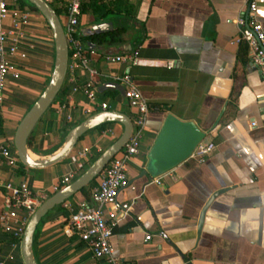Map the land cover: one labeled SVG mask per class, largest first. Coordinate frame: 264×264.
I'll return each instance as SVG.
<instances>
[{"label":"crops","instance_id":"obj_1","mask_svg":"<svg viewBox=\"0 0 264 264\" xmlns=\"http://www.w3.org/2000/svg\"><path fill=\"white\" fill-rule=\"evenodd\" d=\"M248 1L124 0L128 14L108 15L113 32L125 30L122 41L94 43L110 47L131 44L132 50L127 49L125 55L137 51L141 65L130 72L150 104L139 153L127 160L128 176L136 189L125 188L118 198L120 203H131L132 210L127 216L120 215L112 230L115 255L127 264H264V78L250 63L247 47L233 43L239 33L234 21ZM255 1L264 24V0ZM8 3L11 9L21 8L18 0ZM22 9L31 13L21 47L26 58L14 59L21 77L8 79L0 109V140L15 155L18 126L44 92L55 61L54 38L45 19L28 5ZM105 18L91 10L82 13L81 33ZM85 44L88 67L70 60L62 91L32 133L29 148L37 158L55 152L67 133L93 114L115 111L134 118L127 100L115 89L99 91L98 102H107L108 110L85 95L87 81L94 80L100 89L109 82L106 75L125 70V65L107 59L116 50H92ZM167 62L174 67L165 66ZM91 71L97 75L92 76ZM168 114L194 121L207 132L204 141L215 143L216 149L203 162L188 159L160 176L158 184L144 171ZM253 123L258 126L253 128ZM123 132L121 123L95 128L64 162L40 170L26 167L24 174L18 172L19 164L11 166L0 159V183L27 182L46 200L63 176L80 174ZM84 148L90 149V159L81 167L75 155ZM222 189L226 192L207 207L199 233L205 207ZM5 195L0 186V210ZM88 195L91 198V189L70 201H90ZM68 216L63 204L39 225L34 241L39 264H105L94 258L86 243L66 234ZM148 234L152 237L147 241ZM0 260L25 264L21 245L12 243L1 230Z\"/></svg>","mask_w":264,"mask_h":264},{"label":"built area","instance_id":"obj_2","mask_svg":"<svg viewBox=\"0 0 264 264\" xmlns=\"http://www.w3.org/2000/svg\"><path fill=\"white\" fill-rule=\"evenodd\" d=\"M46 1L52 2V0ZM83 2L84 0H66L67 22L64 30L70 58L87 68L89 62L85 56L87 46L83 42L79 29ZM257 8V2L249 0L245 9L234 21L239 33L233 43L247 47L250 63L264 78V24L258 18ZM30 19L29 10L11 9L8 0H0V109L5 101L8 79L21 77V70L14 59L18 56L26 58V54L21 53V47L27 36L25 25ZM107 59L110 62L125 65L122 73L109 74L105 77L109 82L117 83L125 89V99L134 112V131L124 148L123 155L121 157L117 155L102 171L97 184L92 186L90 201L82 200L74 204L69 200L64 203L69 214L65 228L67 235L76 236L90 247L96 260H103L105 264H127L121 256L115 255L111 241L112 230L119 216H127L132 210L131 203H120L118 198L123 189L128 187L136 189L131 185L128 176L127 160L139 153L147 128L150 104L130 72L133 67L141 65L139 53L134 51L128 55L109 56ZM174 65L173 62L165 63V66L169 68ZM91 73L92 76L97 75L95 71ZM83 91L90 102L98 104L103 110L110 108L107 102H98L99 92L94 80L87 81L83 86ZM257 126L256 123L252 124L253 128ZM215 149V143H206L203 140L196 147L190 159L203 162ZM90 152L89 148L79 150L75 155V161L83 167L89 162ZM0 159L11 166H17L19 162L18 156L12 152L10 145L1 140ZM76 175V172H71L63 176L53 186V191L57 192L71 183ZM155 182L161 184L160 178H155ZM0 186L6 190L4 208L0 210V230L9 236L12 243L21 245L31 216L46 197L34 191L27 182L19 184L6 182L0 183ZM151 237L148 234L146 240H150ZM0 264H5V262L0 260Z\"/></svg>","mask_w":264,"mask_h":264},{"label":"water","instance_id":"obj_3","mask_svg":"<svg viewBox=\"0 0 264 264\" xmlns=\"http://www.w3.org/2000/svg\"><path fill=\"white\" fill-rule=\"evenodd\" d=\"M26 1L38 10L35 11L45 19L52 32L55 44V61L53 72L44 92L18 126L14 138V146L19 162L27 168L34 170L55 166L71 157L79 141L89 131L110 123H121L124 126L123 135L112 146L95 158L87 170H83L80 174L76 175L71 183L46 199L31 216L21 242V252L25 264H39L34 253L35 235L39 225L52 210L72 199L77 193L90 186L99 178L105 167L123 151L129 142L134 131V125L133 120L124 113L102 111L87 117L79 125L73 127L65 136L62 145L52 154L41 159L36 156L35 158L33 157L29 148L32 133L62 91L71 58L64 25L56 10L46 0ZM110 18L111 16H108L105 19L96 20L92 25L85 27L82 30L83 36L92 37L113 32L114 26L109 21ZM89 47L92 50L95 48H112L116 50L115 56L127 54V49L132 50L131 44L110 47L89 43ZM106 89H115L125 98V89L117 83L108 82L98 89V92H103ZM206 137L207 132L202 130L194 121L182 120L174 114H168L149 153V163L144 174L149 173L153 178H159L175 169L190 159L196 147ZM224 192H226V189L217 191L205 207L200 220L199 233L203 227L207 207L218 195Z\"/></svg>","mask_w":264,"mask_h":264},{"label":"trees","instance_id":"obj_4","mask_svg":"<svg viewBox=\"0 0 264 264\" xmlns=\"http://www.w3.org/2000/svg\"><path fill=\"white\" fill-rule=\"evenodd\" d=\"M20 3V7L24 8V3H22V0H18ZM124 0H112L110 2H106L105 0H84L82 4V13H86L89 10L92 11L93 14L99 15L100 18H105L106 16L110 14H122L126 13L128 14V11L126 7L124 8ZM30 5V4H29ZM50 5L56 10L57 14L60 16L61 13L66 12L67 4L66 0H52L50 2ZM30 7L36 11H38L33 5H30ZM125 34V30H117L115 32H112L108 35H95L92 37H85L83 36L82 39L85 43H104L108 42L110 44L119 43L122 41V36ZM110 37V38H108ZM19 169L18 172L20 174H24V171L26 169V166L23 165L21 162H18ZM97 182V179L88 187L84 188L81 192H88L90 191L91 187ZM88 198L90 196L88 195ZM62 206V205H60ZM59 206V207H60Z\"/></svg>","mask_w":264,"mask_h":264},{"label":"rangeland","instance_id":"obj_5","mask_svg":"<svg viewBox=\"0 0 264 264\" xmlns=\"http://www.w3.org/2000/svg\"><path fill=\"white\" fill-rule=\"evenodd\" d=\"M22 3H24L25 5L30 6L29 3H28L26 0H22ZM60 18H61V20H62V22H63V25H65L66 22H67V16H66V14H65V13H61V14H60ZM82 37H83V35H82ZM83 42H84V41H83ZM84 43H85V42H84ZM90 165H91V164H90ZM90 165L86 166V167L84 168V170H87V169L89 168ZM57 208H58V207H57ZM38 228H39V227H38Z\"/></svg>","mask_w":264,"mask_h":264},{"label":"bare ground","instance_id":"obj_6","mask_svg":"<svg viewBox=\"0 0 264 264\" xmlns=\"http://www.w3.org/2000/svg\"><path fill=\"white\" fill-rule=\"evenodd\" d=\"M33 157L35 158V156L33 155Z\"/></svg>","mask_w":264,"mask_h":264}]
</instances>
